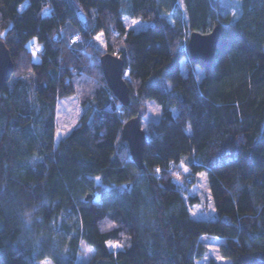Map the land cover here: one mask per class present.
I'll use <instances>...</instances> for the list:
<instances>
[{"label":"trees","instance_id":"16d2710c","mask_svg":"<svg viewBox=\"0 0 264 264\" xmlns=\"http://www.w3.org/2000/svg\"><path fill=\"white\" fill-rule=\"evenodd\" d=\"M124 14L151 24L127 29ZM215 24L204 70L188 34ZM0 33L14 64L0 91V264H196L202 235L219 240L227 264H264V0H240L234 15L219 0H0ZM106 52L124 61L126 106L106 83ZM68 95L84 112L54 142ZM148 99L161 118L143 129L138 168L121 127ZM200 169L214 219L192 218L195 198L177 185ZM81 244L93 249L85 262Z\"/></svg>","mask_w":264,"mask_h":264},{"label":"rangeland","instance_id":"374dc122","mask_svg":"<svg viewBox=\"0 0 264 264\" xmlns=\"http://www.w3.org/2000/svg\"><path fill=\"white\" fill-rule=\"evenodd\" d=\"M220 4L227 10L230 11L231 15L237 10V7L240 6V0H219ZM124 25L127 29H133L138 31L143 29L151 24V21L143 20L141 18L129 17L127 15L122 16ZM135 22V23H134ZM64 28V37L66 41L70 42V31L67 28ZM2 35V33H0ZM180 70L183 73H186L187 67L184 60L180 59ZM196 77L199 79L201 77V72L197 69L194 70ZM157 79L150 81V84L156 85ZM166 82V81H165ZM162 83L158 84L159 86ZM167 87H170V84L166 82ZM146 113L141 117L140 126L142 129H146L147 124L150 121H157L161 118V108L159 104L153 99H148L145 101ZM84 112V107L79 104L77 98L74 95L63 96L58 99L55 112V124H54V142H57L60 138L68 134L77 124L81 114ZM189 131V128H187ZM180 169L183 172H188L189 167L186 164L180 163ZM177 185L181 190L182 195L187 198L189 196L194 197L195 200L192 202H187V208L189 214L192 218H201V219H214L217 217L216 209L214 207V202L210 192L207 174L204 169H200L194 172V181L182 182L177 180ZM200 240L207 247V254L196 264H204L206 257L208 255L213 256L219 262L223 263L224 260L221 258L218 251L219 240L215 239L211 235H202ZM108 247L111 250H115L119 245L109 243ZM93 249L81 244L79 246V252L77 254V260L85 262L92 255ZM38 264H53L49 259H42Z\"/></svg>","mask_w":264,"mask_h":264},{"label":"water","instance_id":"95a60500","mask_svg":"<svg viewBox=\"0 0 264 264\" xmlns=\"http://www.w3.org/2000/svg\"><path fill=\"white\" fill-rule=\"evenodd\" d=\"M220 34L219 24L209 32L192 30L188 34L187 50L193 64L209 70L213 64L216 44ZM106 83L121 105L130 101L129 87L123 77L124 61L121 57L106 52L99 58ZM14 64L7 47L0 38V91L10 79ZM146 113L145 105L139 106L135 115L128 118L121 127V138L126 141L132 161L138 168L143 167V151L147 136L140 126L141 117ZM90 195L86 196L88 199Z\"/></svg>","mask_w":264,"mask_h":264},{"label":"built area","instance_id":"2783aa9c","mask_svg":"<svg viewBox=\"0 0 264 264\" xmlns=\"http://www.w3.org/2000/svg\"><path fill=\"white\" fill-rule=\"evenodd\" d=\"M73 39H74V40H77V36L74 35V36H73ZM33 50H34V51H38V48L33 46ZM98 197H99V194H98L97 192H95L94 195H93L92 200H93V201H96V200L98 199Z\"/></svg>","mask_w":264,"mask_h":264},{"label":"crops","instance_id":"0c3cea01","mask_svg":"<svg viewBox=\"0 0 264 264\" xmlns=\"http://www.w3.org/2000/svg\"><path fill=\"white\" fill-rule=\"evenodd\" d=\"M109 242H110V241H109ZM111 243L119 245V247H117L116 249L120 248V244L115 243V242H111ZM107 245H108V242H107ZM116 249H115V250H116ZM224 263L227 264V262H225V260H224Z\"/></svg>","mask_w":264,"mask_h":264},{"label":"snow or ice","instance_id":"6c2138e0","mask_svg":"<svg viewBox=\"0 0 264 264\" xmlns=\"http://www.w3.org/2000/svg\"><path fill=\"white\" fill-rule=\"evenodd\" d=\"M135 23V22H134ZM157 171H159V169H157ZM109 227H111V225H109ZM109 243H111V242H109Z\"/></svg>","mask_w":264,"mask_h":264}]
</instances>
